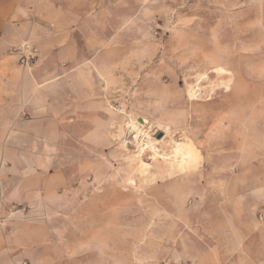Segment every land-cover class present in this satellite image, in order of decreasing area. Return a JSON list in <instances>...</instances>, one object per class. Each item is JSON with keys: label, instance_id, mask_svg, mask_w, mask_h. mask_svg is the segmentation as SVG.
Here are the masks:
<instances>
[{"label": "rangeland", "instance_id": "374dc122", "mask_svg": "<svg viewBox=\"0 0 264 264\" xmlns=\"http://www.w3.org/2000/svg\"><path fill=\"white\" fill-rule=\"evenodd\" d=\"M129 5L138 10L121 37L138 47L112 101L114 145L89 146L74 181L89 193L72 200L88 207H57L51 194L30 213L4 206L0 191V264H151L164 254L162 264L178 238L191 245L221 220L264 235V0ZM132 119L153 123V137L171 133L137 155L123 145ZM30 236L41 245L25 251Z\"/></svg>", "mask_w": 264, "mask_h": 264}, {"label": "crops", "instance_id": "0c3cea01", "mask_svg": "<svg viewBox=\"0 0 264 264\" xmlns=\"http://www.w3.org/2000/svg\"><path fill=\"white\" fill-rule=\"evenodd\" d=\"M130 1L134 0H0L4 206L18 204L32 213L48 208L50 195L56 194L57 207H88V198L72 200L73 193H89L83 179L74 181L86 173L89 146L97 151L114 145L112 101L120 96L122 80L131 75V58L138 47L121 37L130 30L127 19L138 10L136 5L123 6ZM24 42L39 50L29 67L20 64L17 52ZM74 161L79 163L75 169L69 163ZM221 221L193 237L191 245L178 238L171 246L175 251L162 264H264L259 226L253 224L251 234L240 223ZM40 245L35 236L24 238L25 251ZM3 246L0 239L2 251ZM113 251L120 252V245ZM163 256H155L151 264Z\"/></svg>", "mask_w": 264, "mask_h": 264}, {"label": "bare ground", "instance_id": "6f19581e", "mask_svg": "<svg viewBox=\"0 0 264 264\" xmlns=\"http://www.w3.org/2000/svg\"><path fill=\"white\" fill-rule=\"evenodd\" d=\"M150 124L153 125V123L144 119L131 120L129 130L128 132H126V140L123 141V145L127 147L126 149H128L129 143L131 141L134 143L133 148L137 155L145 154L147 150L157 152L158 149L156 145L161 142H164L166 138L170 135L171 131L169 130V128L166 129L162 127L160 129L162 134L156 133L157 136L153 137L151 133L147 132V129H145L146 131L144 130V128L146 126H150ZM120 128L122 129V125H120ZM167 155L168 157H170L169 153Z\"/></svg>", "mask_w": 264, "mask_h": 264}, {"label": "built area", "instance_id": "2783aa9c", "mask_svg": "<svg viewBox=\"0 0 264 264\" xmlns=\"http://www.w3.org/2000/svg\"><path fill=\"white\" fill-rule=\"evenodd\" d=\"M1 33V32H0ZM19 61L23 67H29L36 63L39 50L30 42H24L18 49Z\"/></svg>", "mask_w": 264, "mask_h": 264}, {"label": "water", "instance_id": "95a60500", "mask_svg": "<svg viewBox=\"0 0 264 264\" xmlns=\"http://www.w3.org/2000/svg\"><path fill=\"white\" fill-rule=\"evenodd\" d=\"M160 134H162V132Z\"/></svg>", "mask_w": 264, "mask_h": 264}]
</instances>
